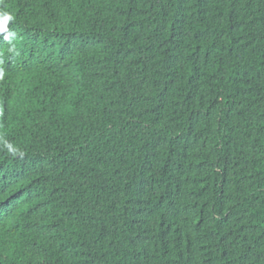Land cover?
I'll list each match as a JSON object with an SVG mask.
<instances>
[{
    "label": "trees",
    "instance_id": "1",
    "mask_svg": "<svg viewBox=\"0 0 264 264\" xmlns=\"http://www.w3.org/2000/svg\"><path fill=\"white\" fill-rule=\"evenodd\" d=\"M0 24V264H264V0Z\"/></svg>",
    "mask_w": 264,
    "mask_h": 264
},
{
    "label": "clouds",
    "instance_id": "2",
    "mask_svg": "<svg viewBox=\"0 0 264 264\" xmlns=\"http://www.w3.org/2000/svg\"><path fill=\"white\" fill-rule=\"evenodd\" d=\"M2 15H3V18H4L5 23H6L7 21L12 20V19L14 18V17L12 16V14H11V13H8V12H3ZM3 27H4V25H3V24H0V30H2ZM2 76H3V71L0 70V78H2Z\"/></svg>",
    "mask_w": 264,
    "mask_h": 264
},
{
    "label": "bare ground",
    "instance_id": "3",
    "mask_svg": "<svg viewBox=\"0 0 264 264\" xmlns=\"http://www.w3.org/2000/svg\"><path fill=\"white\" fill-rule=\"evenodd\" d=\"M134 106V105H133Z\"/></svg>",
    "mask_w": 264,
    "mask_h": 264
}]
</instances>
